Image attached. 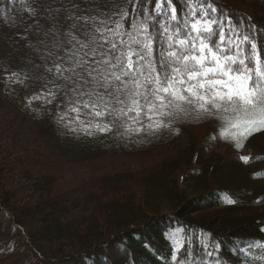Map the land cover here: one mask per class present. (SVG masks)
Masks as SVG:
<instances>
[{
  "label": "trees",
  "instance_id": "1",
  "mask_svg": "<svg viewBox=\"0 0 264 264\" xmlns=\"http://www.w3.org/2000/svg\"><path fill=\"white\" fill-rule=\"evenodd\" d=\"M183 2L173 0L178 14ZM49 3L71 7L67 0H0V78L8 103L27 108L33 128L27 143L12 151L9 170L0 164V211L12 216L35 264H177L173 255L183 264H252L243 249L264 245V130L237 147L225 121L195 114L171 130L131 139L89 136L57 123L51 105H28L35 85L6 79L34 72L25 36L34 42L31 29L43 23ZM213 3L255 41L258 25L264 41V0ZM33 8L40 11L35 18ZM181 139L177 152L156 158ZM218 146L224 153H214ZM246 148L252 154L240 164L236 158ZM116 160L135 161L137 168L107 171ZM70 167L90 170L91 177L74 179ZM15 173L25 192L12 181Z\"/></svg>",
  "mask_w": 264,
  "mask_h": 264
},
{
  "label": "snow or ice",
  "instance_id": "2",
  "mask_svg": "<svg viewBox=\"0 0 264 264\" xmlns=\"http://www.w3.org/2000/svg\"><path fill=\"white\" fill-rule=\"evenodd\" d=\"M67 3H49L31 29L34 42L25 36L34 72L6 76L38 88L29 106L51 105L57 123L89 136L154 135L193 114L225 121L237 147L264 130V61L255 36L213 0H184L179 14L173 0Z\"/></svg>",
  "mask_w": 264,
  "mask_h": 264
},
{
  "label": "rangeland",
  "instance_id": "3",
  "mask_svg": "<svg viewBox=\"0 0 264 264\" xmlns=\"http://www.w3.org/2000/svg\"><path fill=\"white\" fill-rule=\"evenodd\" d=\"M244 11L248 17L253 19V16L247 10ZM256 30L259 35V39L256 42L258 53L261 60L264 61V41L260 39L261 32L257 25ZM32 132L33 128L30 111L27 108L20 111L13 109V106L8 103L5 97L4 83L2 78H0V164L2 167L9 170L8 166L10 167L12 162L10 159L12 151L18 149L24 143H27ZM6 142L9 143L11 151L5 148ZM184 143L185 140L181 139L178 143L163 148L157 152L156 158L170 157L177 152L178 149L183 147ZM214 153L218 155L224 153V148L219 147L214 150ZM2 154H4L5 157ZM251 154L252 152L246 148L243 150L242 155L236 158V161L240 164H246L241 157H250ZM107 167V171L115 172H122L129 168L134 170L137 168V162L116 160L111 161ZM68 173L74 179H79L80 181L91 177L90 170L79 169L77 167H70ZM21 176L22 175L15 173L12 181L17 185V190L22 193L26 191L27 185ZM12 222L13 220L10 214L0 211V264H35L34 254L27 249L26 244L23 242V238L18 233L19 230L16 231Z\"/></svg>",
  "mask_w": 264,
  "mask_h": 264
}]
</instances>
